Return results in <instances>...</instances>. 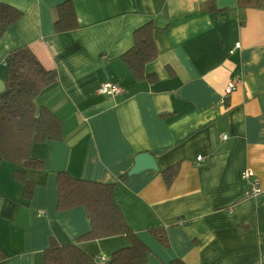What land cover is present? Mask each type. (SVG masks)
Returning <instances> with one entry per match:
<instances>
[{
    "label": "crops",
    "instance_id": "crops-1",
    "mask_svg": "<svg viewBox=\"0 0 264 264\" xmlns=\"http://www.w3.org/2000/svg\"><path fill=\"white\" fill-rule=\"evenodd\" d=\"M0 2L23 12L0 40V80L10 52L29 47L58 74L36 104L63 123L60 142L30 148L44 167L26 171L34 186L29 203L15 165L0 162V248L7 255L0 264H44L51 242L78 244L90 231L85 208L58 211L59 172L116 184L128 226L151 251L146 264H264V8L241 13L236 0H219L215 12L206 11V0ZM65 2L78 28L56 33ZM149 22L159 54L146 67L153 83L136 79L122 60L135 30ZM236 77L241 85L226 96ZM106 83L123 92L99 94ZM145 152L158 170L127 176ZM175 165L168 186L162 174ZM247 169L260 181L257 199L244 197ZM158 228L167 230L168 248L150 233ZM78 246L93 264H109L130 243L115 236Z\"/></svg>",
    "mask_w": 264,
    "mask_h": 264
},
{
    "label": "trees",
    "instance_id": "trees-1",
    "mask_svg": "<svg viewBox=\"0 0 264 264\" xmlns=\"http://www.w3.org/2000/svg\"><path fill=\"white\" fill-rule=\"evenodd\" d=\"M219 0H206V11H218ZM238 10L243 13L264 8V0H236ZM23 12L7 3L0 2V40L7 29L21 20ZM78 28L74 6L65 2L58 6L55 32L67 33ZM156 27L149 22L134 33V45L123 56L130 73L138 80L153 83L156 75L148 74L146 67L159 56L154 34ZM6 90L0 93V162L15 165V178L23 184V197L29 203L34 194V186L26 181L27 169L42 170L43 161L30 155L33 143L60 142L63 123L51 110L39 108L36 99L40 93L58 80L56 71L48 70L27 47L10 52L6 59ZM179 166H172L162 176L170 186L178 176ZM128 176V174H126ZM127 176H122L121 181ZM58 204L60 212L76 207L86 210L91 229L80 237L78 244L61 246L51 242L44 252V264H93L94 260L78 246L87 241L124 236L130 246L117 250L109 264H146L150 249L128 226L118 206L114 192L116 184H104L71 176L67 172L57 175ZM152 236L164 247H169L168 233L165 228L153 229ZM7 255L0 248V262ZM169 264H185L175 260Z\"/></svg>",
    "mask_w": 264,
    "mask_h": 264
},
{
    "label": "built area",
    "instance_id": "built-area-1",
    "mask_svg": "<svg viewBox=\"0 0 264 264\" xmlns=\"http://www.w3.org/2000/svg\"><path fill=\"white\" fill-rule=\"evenodd\" d=\"M238 48H239V45L235 47L232 53L235 52V50ZM240 85H241L240 78L238 77L234 78L228 84L226 88V96H229L236 89V87ZM122 92H123V88L120 85L115 84V83H106L102 85L98 91L99 94H107V95H112V96H117L121 94ZM222 138L225 140L227 139V136L223 135ZM203 159H204L203 157H199L198 162H202ZM242 181H244L245 184H248V188L244 191V197L257 199L262 195L263 190H262L260 181L255 176L252 170L247 169L242 173Z\"/></svg>",
    "mask_w": 264,
    "mask_h": 264
},
{
    "label": "water",
    "instance_id": "water-1",
    "mask_svg": "<svg viewBox=\"0 0 264 264\" xmlns=\"http://www.w3.org/2000/svg\"><path fill=\"white\" fill-rule=\"evenodd\" d=\"M5 90L6 84L0 80V93H3ZM146 170H158L154 156L148 152L141 153L135 158L134 165L128 172V176L132 177Z\"/></svg>",
    "mask_w": 264,
    "mask_h": 264
}]
</instances>
